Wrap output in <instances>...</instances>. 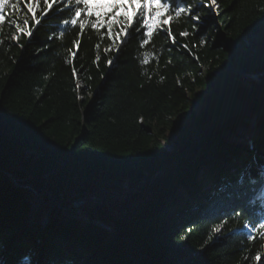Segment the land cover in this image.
<instances>
[{"label": "trees", "instance_id": "obj_1", "mask_svg": "<svg viewBox=\"0 0 264 264\" xmlns=\"http://www.w3.org/2000/svg\"><path fill=\"white\" fill-rule=\"evenodd\" d=\"M170 2L199 12L198 32L181 37L194 21L173 13L143 48L134 24L119 52L106 29L62 25V4L19 44L5 25L0 264H264V0Z\"/></svg>", "mask_w": 264, "mask_h": 264}, {"label": "snow or ice", "instance_id": "obj_2", "mask_svg": "<svg viewBox=\"0 0 264 264\" xmlns=\"http://www.w3.org/2000/svg\"><path fill=\"white\" fill-rule=\"evenodd\" d=\"M41 4L43 8L41 9ZM62 4L65 8L72 9L71 19H64L61 21L62 25H71L76 27L78 25L80 33H83L85 28L91 24V28L97 32L102 29L107 30V37L110 41L104 51L107 53L113 49L116 52L120 51L121 37H127L129 30L133 29L134 24L135 31L141 32L143 30L144 39L140 43V47L143 48L153 39L154 32L157 29L164 31L161 26L168 25L169 21L172 20L173 13L175 17H180L182 14L191 16L193 24V32L184 30L179 33L181 37L187 38L189 35H193L199 31L197 27L201 22V15L197 11H193L192 6L177 7L174 6L170 0H0V35L3 34L5 25L7 24L13 29L10 37V41L17 42L21 39V36L31 38L33 36V28L30 24L39 25L41 20L37 17V12H41L42 16H47L48 13L53 9L54 5ZM218 8L217 0H206L204 7ZM64 9H61L63 11ZM23 12L25 15L31 16V21L27 18L21 20L20 13ZM7 13V15H6ZM217 15L219 12L217 11ZM118 28L117 31H114ZM166 34L171 38L172 44H176L177 41L175 36L169 27L166 30ZM60 37L64 36V32L61 31ZM52 38L51 36L49 37ZM103 39V37H101ZM4 41L0 39V43ZM201 45L207 44L206 38H202L200 41ZM81 41L76 39L73 42L75 49L80 48ZM23 47V45H19ZM97 49L100 48V44H96ZM185 50L193 55L195 59H199L195 53L192 52L188 44L182 46ZM150 53L144 52L142 63L148 65L150 63ZM77 57V51L69 50V56L66 59V64L72 66V76L76 82V91L79 92L83 86L80 80V74L78 69L74 65L75 58ZM100 55L97 54L95 62H99ZM113 65V59L107 60V66ZM85 91L92 94L91 91L85 88ZM82 98V97H80ZM247 259V257H245ZM256 264H260L262 256L257 252L254 257Z\"/></svg>", "mask_w": 264, "mask_h": 264}, {"label": "rangeland", "instance_id": "obj_3", "mask_svg": "<svg viewBox=\"0 0 264 264\" xmlns=\"http://www.w3.org/2000/svg\"><path fill=\"white\" fill-rule=\"evenodd\" d=\"M203 96H204V93L201 91V90H198L197 92H196V94H195V96H193L192 98H191V108L194 110L200 103H201V100H202V98H203ZM182 117L183 118H185V119H189V112H184L183 114H182ZM167 149H169L170 150V148L169 147H166ZM209 150H211V151H213V149H211V147H210V149ZM244 160V159H243ZM232 164H236V160H234V161H232L231 162ZM257 163V162H256ZM230 167H232V165H230ZM250 168V167H249ZM248 168V169H249ZM223 170L221 171V172H223V171H225L224 173H226V172H231L232 170H231V168H222ZM261 169H264L263 167H261ZM260 169V170H261ZM208 173V169H206V170H204V172H202L201 171V174L198 176L201 180L203 179V178H205V176H206V174ZM208 176V178L210 177V179H208V180H213L217 175L213 172V171H210L209 172V174H207ZM211 175H214V176H211ZM13 180V179H12ZM15 182V181H14ZM17 184V183H16ZM27 188H29V189H31V190H33V188L32 187H30V186H27ZM81 204L82 203H80V202H75V203H73V209L74 210H76V213L77 214H79L80 213V206H81ZM85 220H88L87 218H85ZM97 224H99V223H97ZM100 226H102L103 228H106V227H104L103 225H100ZM106 229H108V228H106ZM108 230H110V229H108ZM38 256H39V260L40 259H42L41 258V253L39 252L38 253ZM178 264H182V263H178Z\"/></svg>", "mask_w": 264, "mask_h": 264}, {"label": "water", "instance_id": "obj_4", "mask_svg": "<svg viewBox=\"0 0 264 264\" xmlns=\"http://www.w3.org/2000/svg\"><path fill=\"white\" fill-rule=\"evenodd\" d=\"M9 177H11L13 179V181H15V183H17L15 177L12 174H8Z\"/></svg>", "mask_w": 264, "mask_h": 264}]
</instances>
